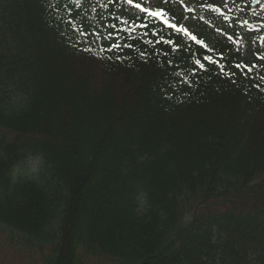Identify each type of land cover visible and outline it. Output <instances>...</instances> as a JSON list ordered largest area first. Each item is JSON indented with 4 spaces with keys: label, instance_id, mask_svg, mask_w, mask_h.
Listing matches in <instances>:
<instances>
[{
    "label": "trees",
    "instance_id": "16d2710c",
    "mask_svg": "<svg viewBox=\"0 0 264 264\" xmlns=\"http://www.w3.org/2000/svg\"><path fill=\"white\" fill-rule=\"evenodd\" d=\"M124 11L0 0L1 234L31 264H264V0H167L189 36Z\"/></svg>",
    "mask_w": 264,
    "mask_h": 264
},
{
    "label": "rangeland",
    "instance_id": "374dc122",
    "mask_svg": "<svg viewBox=\"0 0 264 264\" xmlns=\"http://www.w3.org/2000/svg\"><path fill=\"white\" fill-rule=\"evenodd\" d=\"M164 0H138L137 3H140L142 7L148 8L150 10H163L165 4ZM134 4H127L126 12L127 15L132 14V11L136 9ZM86 20H90V14L85 16ZM124 25H131L128 23L126 18H122ZM93 37H96L95 34H91ZM41 161L39 159H30L27 161V173L30 175L33 174V170L40 165ZM29 253L19 249L16 245L8 242L6 237L0 232V264H31V259L29 257ZM31 260V261H30ZM87 264H98L94 260H90ZM101 264V263H99Z\"/></svg>",
    "mask_w": 264,
    "mask_h": 264
},
{
    "label": "snow or ice",
    "instance_id": "6c2138e0",
    "mask_svg": "<svg viewBox=\"0 0 264 264\" xmlns=\"http://www.w3.org/2000/svg\"><path fill=\"white\" fill-rule=\"evenodd\" d=\"M122 3H125V4H130L132 5L133 4V0H121ZM165 2H167V0H165ZM256 3H259V0H255ZM135 8L139 9V11L141 13H147V16L150 17V18H154V19H158V20H161L162 23H164L169 29H175L177 33H180V32H183V34L185 36H189V33L187 31H185L183 28H180L178 27L176 24H172L170 23L167 19H164V16L166 15L165 12L163 10H150L148 8H145V7H142L140 3H136L133 5ZM138 19L143 20L142 17H138ZM144 27H147V25H143ZM191 39L193 41H196V37L195 36H191ZM228 39L231 40L232 39V36H228ZM120 45L119 44H115L113 43L111 45V47L108 49L109 51H111L112 49H115L117 52L119 51L120 49ZM125 47H128V45H125ZM203 59L205 61H207L209 64H213V65H218L219 66V73L220 74H224L225 72V69H224V66L220 65V62L213 59L212 56L210 55H205L203 57ZM257 60H264V54L260 55V56H257L256 57ZM196 64L199 66V68L202 70V71H210V69H206L205 68V65L203 63H201L200 60H197L196 61ZM235 69H241L243 68L244 69V72L243 74L247 77L249 76L252 72H253V69L257 68L258 65L253 63L251 65H248L246 63H237L234 65ZM193 75H195V73L193 72L192 73ZM229 79H231L232 77L236 76L237 73L235 71L233 72H229L227 73ZM262 79H264V77H261ZM183 83L187 84L188 82L187 81H182Z\"/></svg>",
    "mask_w": 264,
    "mask_h": 264
}]
</instances>
